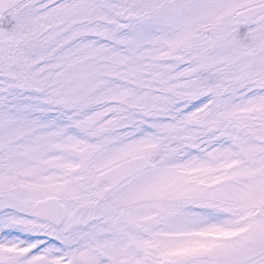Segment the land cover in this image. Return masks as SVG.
<instances>
[{"label": "snow or ice", "instance_id": "obj_1", "mask_svg": "<svg viewBox=\"0 0 264 264\" xmlns=\"http://www.w3.org/2000/svg\"><path fill=\"white\" fill-rule=\"evenodd\" d=\"M0 264H264V0H0Z\"/></svg>", "mask_w": 264, "mask_h": 264}]
</instances>
